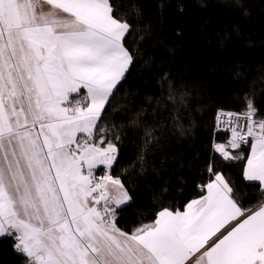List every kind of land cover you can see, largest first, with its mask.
<instances>
[{
    "label": "snow or ice",
    "instance_id": "6c2138e0",
    "mask_svg": "<svg viewBox=\"0 0 264 264\" xmlns=\"http://www.w3.org/2000/svg\"><path fill=\"white\" fill-rule=\"evenodd\" d=\"M43 2L49 11L37 0H0V235L14 238L25 264H264V201L246 213L220 173L183 211L164 207L131 233L116 226L133 197L118 178L94 175L118 153L94 134L134 62L125 46L132 26L115 17L111 0ZM162 80L167 101L182 104L167 74ZM256 114L247 99V131L233 127L230 145L239 149L251 137L244 178L264 197V120ZM137 117L144 150L159 145L164 123H144V110ZM215 150L240 158L223 145ZM139 161L144 170L143 154Z\"/></svg>",
    "mask_w": 264,
    "mask_h": 264
},
{
    "label": "trees",
    "instance_id": "16d2710c",
    "mask_svg": "<svg viewBox=\"0 0 264 264\" xmlns=\"http://www.w3.org/2000/svg\"><path fill=\"white\" fill-rule=\"evenodd\" d=\"M111 4L115 17L126 18L132 26L125 46L134 57L94 134L100 146H107L102 137L117 144V159L108 173L133 197L120 206L116 226L131 233L152 223L164 207L183 210L204 193L203 186L215 173L233 187L241 208L264 201L258 183L244 178L250 142L231 148L233 156L240 157L235 160L223 159L213 146L229 140L227 132L214 128L217 112L244 115L251 99L257 109L254 118L264 120V0H111ZM165 74L183 94L182 104L167 101ZM141 110L147 115L144 123L165 125L160 144L146 151L144 124L132 123ZM97 172L103 173V167ZM13 244L14 238L0 236V264H25Z\"/></svg>",
    "mask_w": 264,
    "mask_h": 264
},
{
    "label": "built area",
    "instance_id": "2783aa9c",
    "mask_svg": "<svg viewBox=\"0 0 264 264\" xmlns=\"http://www.w3.org/2000/svg\"><path fill=\"white\" fill-rule=\"evenodd\" d=\"M231 113V117L228 116V114ZM255 119V118H254ZM257 122L261 121L259 119H255ZM235 127L238 131H242V132H246L247 131V118L245 115H238L234 112H230V111H219L216 114V118H215V130L217 131H223V132H227L229 134V140L226 143H214V148H216V145H223L225 150L231 152V149L229 148L228 144L230 143L231 139H232V131L231 129ZM251 137L248 138V141L246 143H242V145H246L250 142ZM220 156L222 157V155L220 154ZM223 158V157H222ZM224 159V158H223ZM99 168V166L94 170V175L98 178L99 174L97 172V169ZM97 207H99L101 210L103 208V201L100 202L99 205H97Z\"/></svg>",
    "mask_w": 264,
    "mask_h": 264
},
{
    "label": "crops",
    "instance_id": "0c3cea01",
    "mask_svg": "<svg viewBox=\"0 0 264 264\" xmlns=\"http://www.w3.org/2000/svg\"><path fill=\"white\" fill-rule=\"evenodd\" d=\"M39 5L41 4L42 5V8H43V10H44V4L47 6V7H50V6H48L46 3H44L43 2V0H39V2H37ZM86 94V90H82L81 91V94H80V96H83V95H85ZM80 97H75V99H79ZM78 135H82V134H78ZM223 145H225V144H223ZM251 147H252V145H251V141H250V145H249V154H250V152H251ZM230 149H231V147H229ZM247 164V160H246V163H245V165ZM99 166H101V165H99ZM103 167V166H102ZM245 168V167H244ZM109 174V173H108ZM215 180V175H214V177L212 178V180H210L209 182H211V181H214ZM208 182V183H209ZM207 183V184H208ZM206 184V185H207ZM207 194V189L206 188H204V193L201 195V196H203V195H206ZM200 196V197H201ZM200 197H198V198H196V199H199ZM260 206V204H258L257 206H255V207H253V208H250V209H243L242 208V210L243 211H245L246 213H251V212H253V211H255V210H257L258 209V207ZM184 210V209H183ZM183 210H180V211H183ZM156 219V218H155ZM0 236H2V235H0ZM194 260H195V258H193V264H194Z\"/></svg>",
    "mask_w": 264,
    "mask_h": 264
},
{
    "label": "rangeland",
    "instance_id": "374dc122",
    "mask_svg": "<svg viewBox=\"0 0 264 264\" xmlns=\"http://www.w3.org/2000/svg\"><path fill=\"white\" fill-rule=\"evenodd\" d=\"M37 2H39V0H37ZM41 5V4H40ZM39 4H38V7L40 6ZM49 6V5H48ZM50 10V7H47L45 4H44V11H49ZM60 15L61 16H64L65 14H63V13H60ZM97 143V142H96ZM98 144V143H97ZM99 145V144H98ZM100 146V145H99ZM228 146L229 147H231V145H230V143L228 144ZM101 147H106V146H101ZM99 166V165H98ZM97 166V167H98ZM101 166H103V165H101ZM103 169H104V172L103 173H101V174H99V176H98V178L99 177H102L103 175H105L106 173L108 174V170H109V168L108 167H106V166H103ZM95 170V169H94Z\"/></svg>",
    "mask_w": 264,
    "mask_h": 264
}]
</instances>
